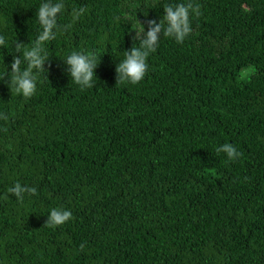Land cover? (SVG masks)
Listing matches in <instances>:
<instances>
[{
  "label": "trees",
  "instance_id": "obj_1",
  "mask_svg": "<svg viewBox=\"0 0 264 264\" xmlns=\"http://www.w3.org/2000/svg\"><path fill=\"white\" fill-rule=\"evenodd\" d=\"M43 2L0 0V264H264V0H194L191 34L161 36L135 85L115 68L139 46L136 18L147 31L187 0H64L72 26L25 97L6 67ZM73 51L97 57L94 87L71 81ZM17 182L36 194L17 200ZM57 207L72 219L44 226Z\"/></svg>",
  "mask_w": 264,
  "mask_h": 264
},
{
  "label": "clouds",
  "instance_id": "obj_2",
  "mask_svg": "<svg viewBox=\"0 0 264 264\" xmlns=\"http://www.w3.org/2000/svg\"><path fill=\"white\" fill-rule=\"evenodd\" d=\"M65 9L64 0H45L41 3L36 12L41 31L34 41L25 45L22 42L15 41V53L10 65L11 72L7 71L5 77L8 78V86L15 90L17 94L25 97H31L36 92L37 76L39 73H46L45 64L49 61V56L45 49V44L56 39L57 32L67 31L71 24L59 25L58 15ZM85 7L73 8V20H78L86 13ZM164 15L159 23L156 20H147V31L144 25L136 18L135 27L132 31L135 35L133 41H139V46H133L125 51L124 59L120 61L116 68V85L120 84H138L141 82L148 70L147 59L149 55L156 51L161 36L172 38L176 43L182 44L191 34V16H200L201 9L194 0H187L186 3H169L163 7ZM117 20L120 18L117 17ZM132 25V24H131ZM133 28V25H132ZM6 44L4 36L0 35V46ZM64 63L67 66V72L73 83L80 86L81 89L94 87L93 79L95 70L98 67L97 57L93 53H82L73 51L66 57ZM26 67L22 69L21 65ZM7 115L0 113V120H7ZM217 154H226L228 161H236L241 157V153L231 143H224L215 149ZM7 192L14 195L17 200L22 201L24 194L35 195V187L22 186L19 182L7 189ZM72 219L70 210L62 207L53 208L47 216L44 226L58 227ZM84 245L80 248L83 250Z\"/></svg>",
  "mask_w": 264,
  "mask_h": 264
},
{
  "label": "rangeland",
  "instance_id": "obj_3",
  "mask_svg": "<svg viewBox=\"0 0 264 264\" xmlns=\"http://www.w3.org/2000/svg\"><path fill=\"white\" fill-rule=\"evenodd\" d=\"M129 19L130 20H132L133 19V17H131V16H129ZM136 23V22H135ZM135 23H134V27H135ZM142 23V22H141ZM143 24V23H142ZM144 25V27H145V24H143ZM133 35H135V32L133 33Z\"/></svg>",
  "mask_w": 264,
  "mask_h": 264
}]
</instances>
